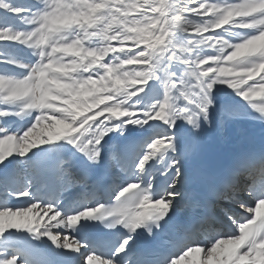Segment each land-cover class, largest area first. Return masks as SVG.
I'll list each match as a JSON object with an SVG mask.
<instances>
[{
	"label": "snow or ice",
	"instance_id": "snow-or-ice-1",
	"mask_svg": "<svg viewBox=\"0 0 264 264\" xmlns=\"http://www.w3.org/2000/svg\"><path fill=\"white\" fill-rule=\"evenodd\" d=\"M0 264H264V0H0Z\"/></svg>",
	"mask_w": 264,
	"mask_h": 264
},
{
	"label": "bare ground",
	"instance_id": "bare-ground-1",
	"mask_svg": "<svg viewBox=\"0 0 264 264\" xmlns=\"http://www.w3.org/2000/svg\"><path fill=\"white\" fill-rule=\"evenodd\" d=\"M244 133L247 134H251V133H261V128L259 127L256 130H252L247 128L246 131ZM216 145L222 146L223 148H225L226 151H231L233 149V147H231L228 142L226 141V139L222 136L221 138L218 139H214L212 140L207 147H214ZM213 158V153H211V159Z\"/></svg>",
	"mask_w": 264,
	"mask_h": 264
}]
</instances>
